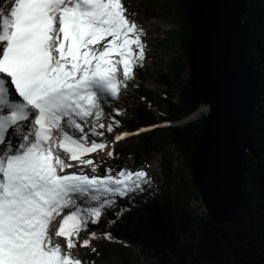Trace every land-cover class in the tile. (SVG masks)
Here are the masks:
<instances>
[{
  "label": "snow or ice",
  "instance_id": "obj_1",
  "mask_svg": "<svg viewBox=\"0 0 264 264\" xmlns=\"http://www.w3.org/2000/svg\"><path fill=\"white\" fill-rule=\"evenodd\" d=\"M142 34L122 0L0 5V264H82L72 256L81 230L150 186L143 170L96 174L85 157L104 143L89 135L116 123H101L105 105L143 61ZM69 161L93 174L66 172Z\"/></svg>",
  "mask_w": 264,
  "mask_h": 264
},
{
  "label": "trees",
  "instance_id": "obj_2",
  "mask_svg": "<svg viewBox=\"0 0 264 264\" xmlns=\"http://www.w3.org/2000/svg\"><path fill=\"white\" fill-rule=\"evenodd\" d=\"M247 7L245 55L260 70L261 87L249 129L246 200L230 223L214 224L205 213L192 211L189 203L198 192L188 163L199 138L201 116L207 112L204 104H193L188 95L184 47L190 35L186 19L189 3L161 0L149 5L154 16L170 24L164 47L171 48L176 43L179 52L159 77L165 97L146 88L141 102L130 113L133 129L143 125L150 130L134 141L126 139L118 154L126 155L132 166H138L145 154L157 151L163 183L152 184L143 200L134 198L122 207L106 229L132 245L150 244L159 252L163 264H264V0H248ZM184 73L187 75L182 78ZM156 99L165 111L153 113ZM143 205H147L145 211ZM94 249L93 254L100 259L109 253L100 247Z\"/></svg>",
  "mask_w": 264,
  "mask_h": 264
},
{
  "label": "water",
  "instance_id": "obj_3",
  "mask_svg": "<svg viewBox=\"0 0 264 264\" xmlns=\"http://www.w3.org/2000/svg\"><path fill=\"white\" fill-rule=\"evenodd\" d=\"M247 1L188 0L186 13L188 95L207 107L188 172L214 224L230 223L246 200L249 129L261 87L260 70L245 55Z\"/></svg>",
  "mask_w": 264,
  "mask_h": 264
},
{
  "label": "rangeland",
  "instance_id": "obj_4",
  "mask_svg": "<svg viewBox=\"0 0 264 264\" xmlns=\"http://www.w3.org/2000/svg\"><path fill=\"white\" fill-rule=\"evenodd\" d=\"M160 1L122 0L128 19L142 30L141 41L144 44L145 55L143 61L134 67L132 78L124 81V85L119 92V98L114 101H109V104L105 105V118L101 123H109L107 116H112L116 123L111 124L107 130L99 128L100 137H92L91 135L88 137L89 141L102 138L104 143L99 148V152L87 153L85 155L86 158H91L90 163L94 165L96 174H103L102 169L104 167L111 170L110 174H114L118 167H123L130 171L139 169L145 171L150 178V186L156 182H159V185L163 183L158 163L160 154L157 151H150L145 154L138 166H132L130 159L126 155H117L114 153L116 151H122L124 147L125 139L117 142L118 139L126 137L128 140L134 141L142 133L150 130V128H146L143 125L137 129H133L131 126L133 119L130 113L134 110L135 105L141 102L142 97H144L143 91L146 88L161 95L162 98L165 97L163 93L164 87L160 85L159 77L167 70L172 58L179 52L176 43L171 48L166 49L164 47L163 42L169 40L165 31L170 27V24L166 19L154 16L149 10V5L159 3ZM186 75L184 73L182 78H185ZM153 106V113L165 111L164 105L157 99L153 103ZM112 109H118V111H113ZM112 131H117L118 134L109 139ZM105 150L110 154L106 155ZM172 154L176 159L175 161L178 162L179 157L177 154L174 151ZM71 163L74 165V168L66 169L67 171L69 170L68 172L79 170L85 173L88 172V175L93 174L87 165H80L75 161ZM150 186L144 185L145 190L141 193L130 194L124 198H116L115 205L110 209H105L98 223H89L86 229L81 230L76 240L74 257L79 258L82 264H163L159 252L150 244L132 245L124 237L120 239L115 238L106 229V226L117 215L118 211L122 207L127 206L132 199L137 198L138 200H143ZM189 203L192 211L196 214L206 213L198 193L189 200ZM146 206L143 205L144 211L146 210ZM92 232L95 233V237L90 239ZM106 234L110 235L111 238H106ZM60 238L63 239L62 237ZM85 239H90V245L81 247L80 245ZM60 243L63 245L65 243L64 239ZM96 247H100L102 250L109 252L105 259H100L93 254V249Z\"/></svg>",
  "mask_w": 264,
  "mask_h": 264
},
{
  "label": "bare ground",
  "instance_id": "obj_5",
  "mask_svg": "<svg viewBox=\"0 0 264 264\" xmlns=\"http://www.w3.org/2000/svg\"><path fill=\"white\" fill-rule=\"evenodd\" d=\"M2 4H4V0H0V5H2ZM109 101H114V100H112L111 98H109ZM99 152V149H95V151H94V153H98ZM66 155V154H65ZM70 163L72 162V161H69ZM67 171V170H66ZM69 171V170H68ZM67 171V172H68ZM70 172H72V171H70ZM83 172V171H82ZM84 174H86V175H88V172L87 173H85V172H83ZM90 175V174H89ZM67 213V210H65V214ZM93 233V232H92ZM56 240H57V242H61L63 239H59V237H57V238H55ZM75 249V248H74ZM74 249H72V256H75V250Z\"/></svg>",
  "mask_w": 264,
  "mask_h": 264
}]
</instances>
